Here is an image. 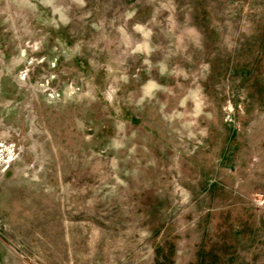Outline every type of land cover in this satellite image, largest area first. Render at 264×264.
Masks as SVG:
<instances>
[{
  "label": "rangeland",
  "instance_id": "obj_1",
  "mask_svg": "<svg viewBox=\"0 0 264 264\" xmlns=\"http://www.w3.org/2000/svg\"><path fill=\"white\" fill-rule=\"evenodd\" d=\"M0 264H264V0H0Z\"/></svg>",
  "mask_w": 264,
  "mask_h": 264
}]
</instances>
